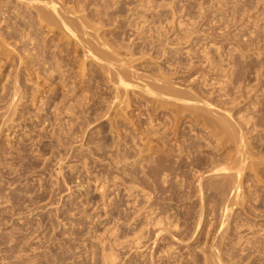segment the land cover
Instances as JSON below:
<instances>
[{
    "label": "rangeland",
    "instance_id": "obj_1",
    "mask_svg": "<svg viewBox=\"0 0 264 264\" xmlns=\"http://www.w3.org/2000/svg\"><path fill=\"white\" fill-rule=\"evenodd\" d=\"M56 2L0 0V264H264V0Z\"/></svg>",
    "mask_w": 264,
    "mask_h": 264
},
{
    "label": "bare ground",
    "instance_id": "obj_2",
    "mask_svg": "<svg viewBox=\"0 0 264 264\" xmlns=\"http://www.w3.org/2000/svg\"><path fill=\"white\" fill-rule=\"evenodd\" d=\"M21 1H25V0H21ZM28 2H41L42 4H44V6L45 7H47V8H49V10L51 11V12H53L52 14H51V12H49L48 11V9L47 8H44V9H47V11H45L44 13H39V11H40V7H36V8H39V10H38V12H37V14L39 13L40 14V18H41V20L40 21H44V22H47V23H49V24H55V22L58 20H54V17L56 16L57 18H60L57 22H60L62 25H64L65 26V29L67 28L68 30H70L71 31V33H74L75 32V28H78L77 27V25L74 27V29L75 30H73V26H71L72 27V29H71V27H70V24H69V22L67 21L68 20V18L70 17V15H69V13L67 14V12L66 11H68V10H66L65 12H66V14H67V16L69 15V17L66 19V17H64L63 16V14H61L62 12H61V9L59 8L60 6L59 5H61V4H59V5H57V0H27ZM3 3V2H2ZM60 3V2H59ZM10 4V3H9ZM14 4V3H13ZM35 4V3H34ZM4 5V4H3ZM22 6V5H21ZM35 6V5H34ZM40 6V5H39ZM59 6V7H58ZM63 6V5H62ZM78 7V6H77ZM23 8V7H22ZM79 8V7H78ZM7 9V8H6ZM42 9V8H41ZM65 9V8H64ZM86 9V8H85ZM70 11V10H69ZM84 11V10H83ZM35 12V11H34ZM36 12H35V14H36ZM41 12V11H40ZM43 12V11H42ZM65 12H64V14H65ZM71 12V11H70ZM53 14H56V15H53ZM65 14V15H66ZM74 15V14H73ZM36 16H38V15H36ZM72 16V15H71ZM78 16V15H77ZM5 17V16H4ZM34 17V16H33ZM71 18H74V16H72ZM70 18V19H71ZM69 19V21H71ZM22 20V19H21ZM74 20V19H73ZM75 21V20H74ZM39 22V21H38ZM73 22V21H72ZM76 22V21H75ZM88 22V21H87ZM32 24H33V22H32ZM31 25V24H30ZM29 25V26H30ZM56 26H58L59 24H55ZM73 25H75V24H73ZM89 25V24H88ZM20 26V25H19ZM34 27L36 26V25H33ZM32 26V27H33ZM50 26H52V25H50ZM63 26V27H64ZM31 27V26H30ZM54 27V26H53ZM63 27H61L62 29H63ZM86 27V26H85ZM89 27H90V25H89ZM36 29L38 28V27H35ZM56 28V27H55ZM55 28H53V29H55ZM87 28V27H86ZM92 28V27H91ZM96 28V27H95ZM98 28V27H97ZM32 30V29H31ZM34 30V29H33ZM49 30V29H48ZM78 30H80V27H79V29ZM81 30H82V28H81ZM84 30V29H83ZM74 31V32H73ZM49 32V31H48ZM65 32V31H64ZM86 32V31H85ZM78 33V32H77ZM76 33V34H77ZM91 33V32H90ZM96 33V32H95ZM36 34V33H35ZM75 34V33H74ZM83 35H84V33H82ZM70 36H71V34H69ZM85 35H86V33H85ZM95 35V34H94ZM4 36V35H3ZM76 36V35H75ZM78 36V35H77ZM79 37V36H78ZM72 38V37H71ZM81 38H84V37H82V35H81ZM48 39V38H47ZM34 40V39H33ZM84 40V39H83ZM76 41H78V40H76ZM82 41V40H81ZM86 42H87V40H85ZM46 43V42H45ZM44 44V43H43ZM47 44V43H46ZM45 44V45H46ZM84 44V43H83ZM88 44V43H87ZM48 45V44H47ZM38 46V45H37ZM45 47V46H44ZM86 47V46H85ZM91 47V46H90ZM89 48V47H88ZM91 49V48H90ZM55 61V60H54ZM58 62V61H57ZM212 62V61H211ZM56 63V62H55ZM54 63V64H55ZM51 64V63H50ZM58 64V63H57ZM170 92V91H169ZM169 92H167L168 94H169ZM171 93H174V92H171ZM177 95V94H176ZM175 95V96H176ZM181 97V96H180ZM175 98V97H174ZM180 99V98H179ZM191 105V104H190ZM192 105H194V104H192ZM211 106V105H210ZM190 107V106H189ZM195 107V106H194ZM196 111V110H195ZM193 113V112H192ZM205 114V113H204ZM203 114V115H204ZM195 116V115H194ZM199 116V115H198ZM207 116V115H206ZM200 118V117H199ZM214 119V118H213ZM178 121V120H177ZM207 121V120H206ZM229 121V120H228ZM179 122V121H178ZM214 122V121H213ZM212 122V123H213ZM223 122V121H222ZM177 123V122H176ZM200 123V122H199ZM209 124V123H208ZM218 124H220L219 122H218ZM226 125V124H225ZM192 127V126H191ZM213 127V126H212ZM217 128V127H216ZM215 128V129H216ZM221 128V127H220ZM224 129H225V127H224ZM224 131V130H223ZM228 132V131H227ZM240 138V137H239ZM241 168V167H240ZM237 169V168H236ZM241 170V169H240ZM234 172H236V170L234 171ZM238 172V171H237ZM240 172V171H239ZM226 174V173H225ZM237 174V173H236ZM235 174V175H236ZM213 175V174H212ZM234 175V176H235ZM210 176V175H209ZM228 176V175H227ZM221 177H223V176H221ZM210 178V177H209ZM225 178V177H224ZM236 178V177H235ZM239 178V177H238ZM229 180V179H228ZM233 180V179H232ZM234 182V181H233ZM199 183V182H198ZM234 184V183H233ZM228 185V184H227ZM235 185V184H234ZM235 189V188H234ZM200 192V191H199ZM228 193V192H227ZM201 195V194H200ZM204 202V201H203ZM202 204V203H201ZM226 216V215H225ZM151 218V217H150ZM149 218V219H150ZM153 220V219H152ZM159 223V222H158ZM225 223V222H224ZM201 224V223H200ZM159 225V224H158ZM162 230V229H161ZM142 233V232H141ZM163 234V233H162ZM140 240V239H139Z\"/></svg>",
    "mask_w": 264,
    "mask_h": 264
}]
</instances>
